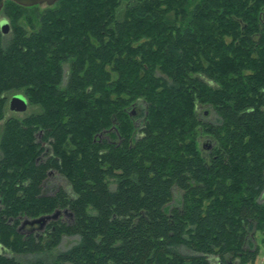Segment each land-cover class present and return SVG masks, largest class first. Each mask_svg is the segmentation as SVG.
<instances>
[{"label":"trees","instance_id":"1","mask_svg":"<svg viewBox=\"0 0 264 264\" xmlns=\"http://www.w3.org/2000/svg\"><path fill=\"white\" fill-rule=\"evenodd\" d=\"M27 12L38 21L18 22ZM0 13V264H255L264 0H6ZM12 91L38 110L6 117ZM52 169L68 185L49 194ZM56 210L70 220L22 228Z\"/></svg>","mask_w":264,"mask_h":264},{"label":"rangeland","instance_id":"2","mask_svg":"<svg viewBox=\"0 0 264 264\" xmlns=\"http://www.w3.org/2000/svg\"><path fill=\"white\" fill-rule=\"evenodd\" d=\"M40 7H41V11H43V9L47 7V5H45V4L40 5ZM5 18L7 19V17L3 13H0V19H5ZM36 18H37L36 14L31 13V12H27L26 14L22 15V18H20L18 22H20L21 24H29L31 20L33 22L38 21V19H36ZM18 93L24 94L23 91H12V92L8 93V100H10L14 95H16ZM38 108H39L38 106L33 105V106H28V108L24 112H15V111L10 110L9 102H8L6 117L12 116V115L18 116V117H23L32 111H37ZM131 110L134 112L133 115L135 116L134 120H135L136 124L138 126H140L142 123V117L140 116V113L143 110L142 107L140 105H138L137 107H133ZM197 111H198V117L201 121L217 123L218 115H216V113L214 112V110L211 107L205 106V105L199 106ZM4 122H5V119L0 120V138H1V135L3 132V128H4ZM199 140H200L199 144H200L201 148L203 149V151L208 152L212 147V143H213L212 138L209 135L202 133L199 137ZM44 146L47 148L49 147L47 143H45ZM45 153H48V149L45 151ZM60 185L67 187L68 184H67L65 178L58 171L52 169L51 173L49 175V179L47 180L44 187L49 194H53L55 192L56 188ZM180 193H181L180 191H177V193L175 192V199L173 201L174 204L180 200V197H181ZM58 218H61L63 220H65V219L70 220V214H69V212H66V210H60V214L58 215ZM49 221L46 224H48ZM38 225H39V223H35V224L27 223L22 228L25 231H29L33 228V230H36V232L40 233V230H42V229L37 230L36 228H38ZM262 239H263L262 234H257V236L255 238H252V240H253L252 242L255 245L259 246V254L255 260V264H264V242H262ZM75 240H76V237L65 236L63 238L61 248H66L67 246L74 243Z\"/></svg>","mask_w":264,"mask_h":264},{"label":"water","instance_id":"3","mask_svg":"<svg viewBox=\"0 0 264 264\" xmlns=\"http://www.w3.org/2000/svg\"><path fill=\"white\" fill-rule=\"evenodd\" d=\"M5 1L6 0H0V12L4 6ZM12 1L23 6H34V5H42V4H47L48 6H52L55 3H57L59 0H12ZM8 25L9 23L6 19H4L1 22V27L4 33L9 32ZM27 107H28V101L26 97L21 93L14 95L10 100V110L12 111L24 112L26 111ZM59 214H60V210H56L52 214L43 215L36 219L27 220L26 222L30 224L39 223L43 227L49 220L57 218Z\"/></svg>","mask_w":264,"mask_h":264},{"label":"flooded vegetation","instance_id":"4","mask_svg":"<svg viewBox=\"0 0 264 264\" xmlns=\"http://www.w3.org/2000/svg\"><path fill=\"white\" fill-rule=\"evenodd\" d=\"M56 4V3H55ZM54 4V5H55ZM42 5H44V4H42ZM45 5H47V4H45ZM48 6V5H47ZM6 19V18H5ZM4 19H0V26H1V22L3 21ZM7 21H8V19H6ZM8 23H9V21H8ZM9 26V25H8ZM2 28V27H1ZM10 30V29H9ZM8 33V32H7ZM9 108H10V100H9ZM12 111V110H11Z\"/></svg>","mask_w":264,"mask_h":264},{"label":"bare ground","instance_id":"5","mask_svg":"<svg viewBox=\"0 0 264 264\" xmlns=\"http://www.w3.org/2000/svg\"><path fill=\"white\" fill-rule=\"evenodd\" d=\"M11 100V99H10Z\"/></svg>","mask_w":264,"mask_h":264}]
</instances>
